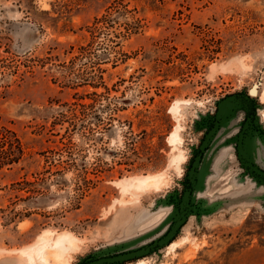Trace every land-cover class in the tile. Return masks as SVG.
Wrapping results in <instances>:
<instances>
[{
  "label": "rangeland",
  "instance_id": "1",
  "mask_svg": "<svg viewBox=\"0 0 264 264\" xmlns=\"http://www.w3.org/2000/svg\"><path fill=\"white\" fill-rule=\"evenodd\" d=\"M263 86L264 0H0V264H264Z\"/></svg>",
  "mask_w": 264,
  "mask_h": 264
},
{
  "label": "water",
  "instance_id": "2",
  "mask_svg": "<svg viewBox=\"0 0 264 264\" xmlns=\"http://www.w3.org/2000/svg\"><path fill=\"white\" fill-rule=\"evenodd\" d=\"M248 125H249L248 122H246L242 128V131L237 136V139H236L237 140V157L243 167H245L250 173L254 174L256 177L264 181V171L258 168L257 166H255L253 163H251L244 154L245 151L243 148V140H244L246 132L248 131ZM217 128H218V123H216L215 126L207 133L200 147L201 151H203L207 147L211 137L213 136ZM200 159H201V155H197L194 158L192 165H191V169L189 170V173H188L190 177L193 176L195 168L200 162ZM187 195L188 194L184 195L183 202L187 200ZM184 219H185L184 214L181 212L180 216L176 219V222L172 225V227L167 232V234L149 246H146L142 249L131 251L128 253H122V254L109 256V257H101L99 259L90 261L86 264H120V263H124V262L130 261L135 258L144 257L147 254H149L150 251L154 247H159V246L169 243L171 239L174 237L176 231L184 223Z\"/></svg>",
  "mask_w": 264,
  "mask_h": 264
},
{
  "label": "bare ground",
  "instance_id": "3",
  "mask_svg": "<svg viewBox=\"0 0 264 264\" xmlns=\"http://www.w3.org/2000/svg\"><path fill=\"white\" fill-rule=\"evenodd\" d=\"M263 88H264V86H263ZM184 103H188V102H184ZM172 110L179 112V104L174 105L172 107ZM179 138H180V134L178 132V128H176V130L174 132H172V134H171V140L175 144V142L177 143V142H179V140L181 141V139H179ZM142 179L144 180L145 183H148L149 176H145ZM156 179H158V178H156ZM133 180H134L133 178H129V179H126V182H130V184H131V183H133L135 181V180L134 181ZM139 180H141V178L140 179L138 178L137 181H139ZM122 184H123V182H122ZM122 184L120 183L121 186H122ZM123 191H124V189H123ZM64 235L67 238V240H70V241L74 238V236L72 234L68 233V232H66ZM59 237H61V236H59ZM66 238H63V239H66ZM74 239H76V238H74ZM52 247L54 248V250L50 251V249ZM67 248H68V244L65 243V241H63L61 239H55L54 242L51 245V239L50 238H46L43 235H40L38 237L37 246H36L37 252L39 253V256H40V261H44V262H46L49 258H52L53 260L54 259L55 260L60 259L62 257L61 256L62 253L66 252ZM29 255H33V254L29 253ZM26 264H34V259L32 257L27 258ZM138 264H143V262L140 261V262H138Z\"/></svg>",
  "mask_w": 264,
  "mask_h": 264
},
{
  "label": "crops",
  "instance_id": "4",
  "mask_svg": "<svg viewBox=\"0 0 264 264\" xmlns=\"http://www.w3.org/2000/svg\"><path fill=\"white\" fill-rule=\"evenodd\" d=\"M220 138V135L216 136L213 143L210 145V150L215 149V146L219 142ZM249 142L247 144L248 146L246 145L247 154L252 159V161H254V163L264 170V141L262 140L261 136H254L251 137Z\"/></svg>",
  "mask_w": 264,
  "mask_h": 264
},
{
  "label": "trees",
  "instance_id": "5",
  "mask_svg": "<svg viewBox=\"0 0 264 264\" xmlns=\"http://www.w3.org/2000/svg\"><path fill=\"white\" fill-rule=\"evenodd\" d=\"M0 136L4 139H6L5 141L9 143V146H10V149L13 145L14 142L18 143V141L16 139H14L13 141L11 140L12 138H15L14 134L4 130L3 132H0ZM7 164H11V163H15V160L14 159H7ZM4 161H0V166H3Z\"/></svg>",
  "mask_w": 264,
  "mask_h": 264
}]
</instances>
